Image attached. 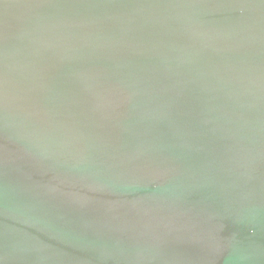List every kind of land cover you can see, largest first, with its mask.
<instances>
[{
	"label": "water",
	"instance_id": "obj_1",
	"mask_svg": "<svg viewBox=\"0 0 264 264\" xmlns=\"http://www.w3.org/2000/svg\"><path fill=\"white\" fill-rule=\"evenodd\" d=\"M0 264H264V0H0Z\"/></svg>",
	"mask_w": 264,
	"mask_h": 264
}]
</instances>
